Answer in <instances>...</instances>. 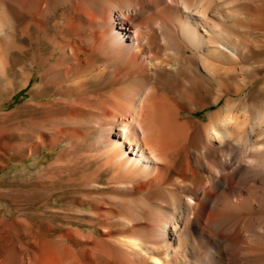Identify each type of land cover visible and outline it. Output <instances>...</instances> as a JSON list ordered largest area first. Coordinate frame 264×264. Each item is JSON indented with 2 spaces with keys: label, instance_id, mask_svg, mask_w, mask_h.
I'll list each match as a JSON object with an SVG mask.
<instances>
[{
  "label": "bare ground",
  "instance_id": "6f19581e",
  "mask_svg": "<svg viewBox=\"0 0 264 264\" xmlns=\"http://www.w3.org/2000/svg\"><path fill=\"white\" fill-rule=\"evenodd\" d=\"M0 13V83L15 85L14 55L31 54L19 87L46 66L34 94L58 97L34 104L36 126L68 142L45 175L72 192L35 211L54 222L33 216L22 258L0 245V264H264V100L213 107L259 71L240 61L264 50V0H0ZM20 223L0 217V238Z\"/></svg>",
  "mask_w": 264,
  "mask_h": 264
},
{
  "label": "rangeland",
  "instance_id": "374dc122",
  "mask_svg": "<svg viewBox=\"0 0 264 264\" xmlns=\"http://www.w3.org/2000/svg\"><path fill=\"white\" fill-rule=\"evenodd\" d=\"M24 40L25 44L28 45L29 40ZM30 58L31 54L29 53L25 57L14 55V66H17L16 69H11V72L15 74V85L11 88L4 89V82L2 81L0 83V113L8 114V118L0 123V217H4L6 220L23 219L28 222V225L20 223V226L24 231L22 230V234L19 233V238L17 237V239L14 241H11L8 239V237L5 239L0 238V240L3 239V241H0V245L8 243L7 246L10 247L12 245L18 246V254L20 257L24 255L28 245L33 242V238L35 237V233L38 232V229L40 228V230H42L47 225V219H51L54 222L50 216L48 218L47 214L44 216L45 218L35 216V211H37L41 206L48 210L47 205L51 206L52 203L55 207H65L69 204L72 194V192L67 188L65 179L55 182L54 184L45 175L47 168L58 156L60 149L67 145L68 138L51 147V144H49L50 136L52 135L51 138H53L59 135L60 130H53V133V131L51 132L47 131L46 129H40L36 126L39 122L44 121L47 112L45 113V111H43L42 113V111L37 108L38 106L34 104L44 103L53 98H57L58 96L47 95L44 97H37L34 94L35 87L41 82L44 69H46L45 65L42 66L35 64L33 77L28 85L26 87H19V84H21L20 81L23 79V74L18 68H21V65L24 62H30ZM247 58L241 60L240 64L243 66L246 65L259 68V71H256L257 73H252L249 76V78H255L250 84L247 85L246 88L243 89L241 95L232 93L233 91L231 90L230 93H225L219 103L213 105V107H219L225 101V99H227V97H232L234 99L239 97L242 98L243 93H247V96H249L245 97L247 100H264V90L261 88L264 83V50L251 51ZM229 84H231V82H229ZM210 112L211 108L209 107L200 110L196 115H191L189 113L185 114L191 116L194 119L196 118L197 120L201 118L205 119ZM38 119H40V121ZM84 128L85 127L83 126L79 127V129L85 130ZM44 143L46 144L45 147L43 146ZM86 147L87 144L84 142L79 146V150H83ZM146 155L149 154L146 153ZM92 169L93 167H90L85 172L87 176V182L99 184L100 191L106 190L104 189L105 185L103 184V182H105V178L101 177L100 182L99 179L93 175ZM93 178L94 181H92ZM76 179H81V177L78 176ZM78 193H80L79 190ZM100 195L107 197L115 196L112 194V192L106 194L101 193L99 196ZM55 198H60L61 200L57 199L56 201ZM104 198V200L107 199L106 197ZM80 207L86 210L90 209V205L88 204H84ZM26 216L29 217L27 220ZM33 216L35 217L32 221ZM37 220L44 221L40 223V227L38 226L39 228L36 224L33 226L31 224V221L36 223ZM31 227H33V232H31L32 235L29 233ZM84 228L86 230L92 229V227L88 225H85ZM3 233L5 234V232ZM48 233L52 234L51 230H49Z\"/></svg>",
  "mask_w": 264,
  "mask_h": 264
},
{
  "label": "clouds",
  "instance_id": "9594fccd",
  "mask_svg": "<svg viewBox=\"0 0 264 264\" xmlns=\"http://www.w3.org/2000/svg\"><path fill=\"white\" fill-rule=\"evenodd\" d=\"M8 28L11 30V21L7 19L5 15L0 13V35L4 34V29Z\"/></svg>",
  "mask_w": 264,
  "mask_h": 264
}]
</instances>
